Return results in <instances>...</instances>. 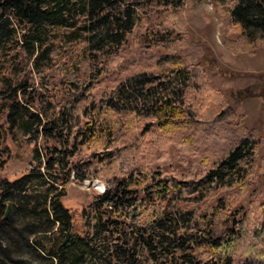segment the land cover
Returning <instances> with one entry per match:
<instances>
[{
    "label": "trees",
    "instance_id": "16d2710c",
    "mask_svg": "<svg viewBox=\"0 0 264 264\" xmlns=\"http://www.w3.org/2000/svg\"><path fill=\"white\" fill-rule=\"evenodd\" d=\"M211 1L229 22L225 46L253 55L264 43V0ZM178 2L0 0V58L8 49L31 66L0 110L10 129L29 135L34 162L0 181V264H80L78 243L95 239L101 264H264L256 129L183 56L184 29L173 38L158 16L137 13ZM140 21L159 36L155 53L132 51ZM45 59L60 77L55 86ZM250 89L232 95H255ZM159 143L199 155L202 167L184 178L153 169L146 152ZM85 180L105 185L89 204L91 233L77 230L63 204Z\"/></svg>",
    "mask_w": 264,
    "mask_h": 264
},
{
    "label": "rangeland",
    "instance_id": "374dc122",
    "mask_svg": "<svg viewBox=\"0 0 264 264\" xmlns=\"http://www.w3.org/2000/svg\"><path fill=\"white\" fill-rule=\"evenodd\" d=\"M137 13L142 18H148L145 20L158 16V19L154 21L162 19L164 25L168 24L172 27L175 31L173 38L179 37L178 33L182 29L185 30L186 42L181 53L188 62H199L204 67L209 85L222 91L225 101L234 108L236 113L244 117L247 126L256 129L259 138L258 158L264 159V43L253 55L233 54L223 42L228 32L229 22L225 16H221L215 10V4L211 0H202L199 6L196 3L193 5V0H179L177 4L149 3L141 5ZM143 21H140L135 29L131 45L134 54L145 49L155 53L158 49L155 43L159 36L154 37L146 33ZM228 36L235 38L233 33H228ZM5 51L6 54L0 58V101L4 100L18 85V80L24 76L26 69L31 68L30 64L25 66L24 62L18 58L9 59L7 54L9 50ZM44 63L49 68L51 85L59 84L61 80L53 72L52 63L47 59ZM247 87L251 88L250 92H254L255 95L244 98L232 95L233 91ZM27 89L30 90V88ZM32 144L29 135L25 134L21 128L8 127L6 113L0 110V181L12 180L32 167L34 164ZM146 156L153 169L159 168L172 172L182 178L196 173L202 167L199 155L185 153L173 143L164 145L159 143L152 150H147ZM257 184L256 182L255 185ZM104 189L105 185L98 180L85 181L81 184L72 183L68 188L63 204L71 211L74 226L80 233L93 231L94 213L89 204L94 195L102 193ZM251 196L242 200L244 205ZM82 243H78L76 252L77 255H82L80 264H101L98 239L88 242L85 246ZM88 245L95 246H92L91 252L86 248ZM33 264H53V261L40 258Z\"/></svg>",
    "mask_w": 264,
    "mask_h": 264
},
{
    "label": "water",
    "instance_id": "95a60500",
    "mask_svg": "<svg viewBox=\"0 0 264 264\" xmlns=\"http://www.w3.org/2000/svg\"><path fill=\"white\" fill-rule=\"evenodd\" d=\"M9 211H10V207H9V205H8V207H7V211H6V213H5V216H8Z\"/></svg>",
    "mask_w": 264,
    "mask_h": 264
}]
</instances>
